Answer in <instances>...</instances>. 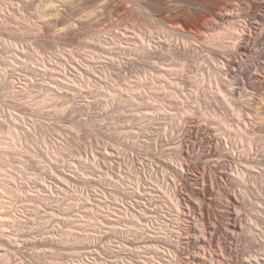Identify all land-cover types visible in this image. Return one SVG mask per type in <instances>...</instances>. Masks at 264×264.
Wrapping results in <instances>:
<instances>
[{
    "label": "rangeland",
    "instance_id": "1",
    "mask_svg": "<svg viewBox=\"0 0 264 264\" xmlns=\"http://www.w3.org/2000/svg\"><path fill=\"white\" fill-rule=\"evenodd\" d=\"M106 1L74 0L68 3L69 0H0V6L11 4V6L8 4L9 9L4 11V14L12 17V20H9L10 24H20L16 26L17 33L20 34L18 30H22L21 27L26 24L16 22L13 16L28 18L30 24L42 26L44 32L40 34L37 26H34V30L27 26L28 32L40 35L36 36L38 43L34 38L35 35L30 36L34 40L26 38V42L18 45L17 50L12 52L15 51L21 59L29 52L34 54L40 52L50 57L56 54L62 56V52L74 50L72 57L75 58L74 60H80V54L84 56V50L94 48L89 46V42L96 43L82 36L79 26L73 31L66 30L64 27L67 24L75 23L77 20L87 22L91 16L89 24L97 29L96 37L102 36L104 32L115 35L123 29L137 27L136 22L131 17H125L121 11H118L119 13L113 11L111 15H100L97 18L91 15L93 10H97L98 6ZM248 1L230 0L228 3L232 7L231 11L236 12V8L242 4L246 7ZM124 5L128 6L129 10L133 9L130 4ZM42 12L45 15H42ZM4 14H1L2 20L6 17ZM173 14L176 12L167 13V16L171 17ZM149 21L155 31L156 21L153 18H149ZM110 34H104L102 37H108ZM8 36L4 34V38H10ZM6 39L0 38V202L4 203L3 214L8 221L5 227L0 229V235H4L2 237L6 239L4 246L14 250V254L10 252L14 258L13 262L38 264L44 260L40 264H169L170 261L164 256V252L168 254V250L172 253L173 249L174 251L177 249L180 253L178 262L187 264L189 252L193 256L198 252L200 254L204 252L196 247H201L200 242L195 246L196 249L186 250L185 235H182L185 233V226L191 225L196 228L195 222H200L199 198L196 195L193 197L191 190L202 194L206 192L203 191L206 188L209 189L205 195L206 202L210 205L207 204L204 210L205 219L212 233L208 230L204 234L207 236L206 240L209 239L208 243L205 242L206 247L204 245L206 253L208 252L204 256L208 261L204 258L199 259L209 264L211 259L214 264H231L233 259L224 256L223 251L229 246L239 261L246 262L250 258L252 263L255 258H251V255L254 257L259 255V258L264 255V239L260 238L259 241L250 243L252 239L242 236L238 238L239 234H236L241 232L240 221L244 222L246 216L244 208L241 214L234 212L232 214L236 215L233 220L238 225V230L230 234L234 241L230 243L226 239V225L229 219L224 197L227 192L225 185H229V182H226L227 174L235 166L239 168L243 164L234 162L228 152H222L221 157L217 156V153L223 151L217 141L220 132L214 129L212 124L198 118L200 108L197 106H194L193 109H196L194 112L189 113L190 118H184L185 124L182 129L184 133L178 134L180 131L176 130V122L170 121L174 118L169 117H176L178 112H182L179 109L186 103H184L185 96H188L194 88L191 82H184L187 80L186 75L184 80L175 86L179 91L176 98L162 95L165 111L159 113L152 111V108H144L145 102L141 98L130 101L127 88L134 89L135 83L129 85L118 82L119 79L116 80L114 72H112L115 76L113 79L118 82L116 87L121 97L116 96V100H108V107L106 98L100 96L88 98L86 95L78 94L71 98L69 94L62 92L68 98L62 94L49 97L37 87L32 88L33 90L25 89L26 82H32L34 86L41 82L36 77L37 73L30 74L31 70L28 72L26 66H17L15 69L4 68L11 60V53L7 47L14 46L11 40ZM69 40H73L74 43H70ZM233 50L232 46L227 47L225 56L222 57L224 61L233 60L237 63L226 70L228 81L234 82L240 89L241 95L237 100L242 106V112L249 117V133L250 136L253 134L260 150L264 147V122H259L255 103L262 99V93L257 90V82L264 78L262 61L264 38L252 47L249 55L238 57L233 54ZM212 54L213 52L206 50L201 51L194 54V61L197 60L203 63V66L209 67L214 60ZM61 61L64 62L58 60ZM89 64H94L97 70H102L100 64L94 62ZM134 64H138V68H141L140 63L126 61L121 68L122 71L116 70V72L127 73L130 76L134 72ZM104 68L114 70L109 66ZM255 68L260 70L258 77L254 74ZM147 69L146 72L155 71L151 67ZM68 72L70 76L73 75L71 66L68 67ZM153 86L154 90L160 89L156 88L159 87L158 84ZM94 92L96 90L93 94ZM50 96L54 95L50 94ZM214 102H217L216 98L212 107L218 109ZM190 103L192 104L188 102ZM57 110L65 111L62 120L58 118ZM218 113L222 114L220 110ZM178 116L182 118L181 114ZM15 132L16 137L10 135L12 133L15 135ZM12 137L14 138L11 139ZM182 137L186 138L183 148L180 146ZM194 144L199 146L193 149ZM182 149L189 155L185 159L189 169L184 171L178 167L174 169L177 172L168 169L170 172L174 171L172 174L186 175L185 187L178 183L176 178L178 186L183 187L180 188L186 200L183 203V217L176 219L177 212L167 204H162L161 192L155 185L153 187V183L148 181L146 176L154 173L161 178L164 168L167 170L165 165L167 160L172 159V162L180 163L179 152ZM209 149H212L215 157L205 159L203 153H207ZM255 154L253 157H256ZM260 160V163L264 162ZM260 169L264 170V167ZM222 175L226 181L221 180ZM172 178L175 179L174 176ZM137 182L142 183L141 190L135 189L134 184ZM9 187L17 190L22 198L11 202L5 191ZM5 200L8 201L5 203ZM231 209L234 211L233 207ZM18 212L24 214L25 220L20 226H15L20 232L18 244L12 246L14 240L8 238L10 233L8 230H11L12 219L18 215ZM127 212L140 220L136 225L138 227H132L129 217L125 215ZM147 222L146 227L144 225ZM164 224H168V228H174L176 231L164 230L166 228ZM160 226H163L164 232L168 234L172 232L170 238H174L173 244H168V238H162L168 234L161 232ZM142 228L146 230L141 231ZM242 229L246 230V228ZM177 230L181 235L179 240L174 236ZM198 230L199 228H196L193 238H197L200 234ZM160 238L166 242H161ZM198 238L201 239L199 241H204L202 236ZM155 246L158 247L157 252L152 251L154 248L147 250ZM210 254H213L212 258L209 257ZM199 262L196 261L194 264H201Z\"/></svg>",
    "mask_w": 264,
    "mask_h": 264
},
{
    "label": "bare ground",
    "instance_id": "2",
    "mask_svg": "<svg viewBox=\"0 0 264 264\" xmlns=\"http://www.w3.org/2000/svg\"><path fill=\"white\" fill-rule=\"evenodd\" d=\"M73 1L74 0H69L68 3H72ZM228 1L107 0L99 5L97 10H93L91 15L97 18L100 15H111V12L113 11L116 13L121 11L125 17H131L133 21L136 22L137 27L123 29L115 35H111L110 32H104V34H110V36L104 38L102 37L104 34L96 37L98 34L97 29L89 24L91 22V16H89L87 22L77 20L75 23L67 24L64 27L66 30L73 31L79 26L82 30V36H86L96 43L93 44L92 41L89 42V46H94V48H90L88 51L84 50V56L80 54V60H74L75 58L72 57L74 56V50H70V52H62V56L56 54V56L50 57L44 55V53L40 54V52L35 54L34 52H29L24 55V58L19 59L18 54L15 51L12 52V50H17L18 45L26 42V38H28V40H34L36 36L40 35H35V32H28L29 28L27 26H30L32 30H34L33 28L35 26L33 23L30 24L28 18H22V16H20V18H22V20H20V18H18L19 16H13L16 22L26 24V26L21 27L22 30H18L20 34L17 33L16 26H20V24H10L9 20H12V17H7L4 14V11L9 9L8 4L10 3L0 6V17L1 14L6 16L3 20V17L0 18V22H2L0 23V38L6 39L4 38V34L5 36L9 35L8 37L10 38L6 40H11V44H14L12 47H7L9 53H11V60L4 68L15 69L17 66H26V68L29 69L28 72L31 70L30 74L37 73L36 77H38L41 82L35 86L32 82H26L25 89L33 90L32 88L37 87L40 92L49 97H56L57 94H62V92L66 95L69 94L71 98L78 94L86 95L88 98L90 96H100L106 98L108 107V100L113 101L116 100V96L121 97V94L116 87L118 82H123L129 85L135 83L134 86L136 87L134 89H131L130 87L127 88L129 100L133 101L136 100V98H141L145 102V104H143L144 108H152V111L159 113L165 111V105H162L164 103L161 99L162 95L165 94L166 96L176 98L179 91L176 90L175 86L179 85V82L184 80V76L186 75L187 80H184V82H191L194 88H192V92L188 93V96H185V107L183 106L179 109L182 110V112H178V114L182 115V118L177 114L176 117H169L174 118V120H169L171 123L176 122V130L180 131L178 134H182L184 133L182 132L185 124L184 118H190L189 113L194 112L196 109L193 108L194 106H197L200 108V116H198V118H200V120L203 119V121H206L210 125L212 124L214 129L216 128V130L220 132L217 141L223 151L217 153V156L221 157L222 152H228L234 162L237 164H243V166L241 165L239 168L235 166V168H232L228 172L227 181L224 180L223 175L220 176L221 180L229 182V185H225L227 192L224 196L226 199L225 208L229 217L226 225L227 233L225 234L226 239L229 242L234 241L230 234L238 230V225H236V222L234 223L233 220L236 215L232 214L233 212L234 214H241L242 208H244L246 216L245 219H243L244 222L241 220L244 224L240 221V226L246 228V230L240 228L241 232H236V234H239L238 238L239 236H242V238L252 239V242H250V240L247 241L253 243L259 241L260 238L264 239V170L260 169V167H264V162L260 163V159L264 161V147H261L259 150L253 134L250 136L249 117L242 112V106H240L237 100L241 95L240 89L236 87L234 82L228 81L226 70L229 67L235 66L237 63L233 60L224 61L222 57L225 56L226 48H230V46L234 48L233 54L238 57L239 55H249L252 52V47H255L259 40L264 38V0H249L246 7H243L242 4L239 8H236V12L231 11L232 7ZM168 2L170 4H167ZM125 3L132 5L133 9L129 10L128 6L125 7ZM173 12H176V14H173L171 17L167 16V13ZM41 14L45 15L44 12ZM60 18H62V16H60ZM149 18H153L157 23L155 31L150 26ZM36 26L38 27L40 34H44V32H42V26ZM30 36H34V38H30ZM69 42L74 43L73 40H69ZM36 43H38V38H36ZM70 46H72V44H70ZM72 48H74V46H72ZM204 50L213 52L212 56L214 60L209 64V67L203 66V63H199L197 60L194 61V54L200 53ZM86 52H88V54H86ZM64 54H68V56H64ZM58 56H60V58H58ZM54 58H56V60H54ZM82 58L84 59L82 60ZM221 58L223 60H221ZM58 60H64V62H58ZM126 61L128 63H140L142 64L140 66L141 68H138V64H134V72H132L130 76H128L127 73L122 74L116 72V70L122 71L121 68L126 64ZM262 61L264 67V53ZM89 62L100 64L102 70H97V68L94 67V64H89ZM102 65L114 68V70L104 68ZM69 66H71L73 70V75L71 76L68 72ZM150 67L155 69V71L146 72V70H148L147 68ZM136 68H138L139 71H136ZM255 71L256 73L254 74L258 77L260 70L255 68ZM112 72L116 74V77L112 75ZM113 77H115L116 80L119 79L118 82H116ZM257 83V90L262 93V99L258 103H255V110L259 115V122H264V78ZM154 84H158L159 87L156 88L160 89L154 90ZM171 88L172 90H170ZM95 90L96 92L93 94V91ZM50 94L54 96H50ZM62 96H64V94H62ZM64 97L68 98V96ZM214 98L217 100L216 103L214 102L216 106H218V109L215 106L217 110L212 107ZM250 101L253 102L251 99ZM188 102H192V104H188ZM194 102L196 103L194 104ZM155 106L156 108H154ZM219 110L222 114L218 113ZM57 113L58 118L62 120L65 111L57 110ZM172 131L174 132V130ZM10 135L16 137V132L15 135L14 133ZM13 138L14 137L11 139ZM185 140L186 138L182 137L180 141V146L182 148L185 145ZM197 145L198 144H194L193 149L196 148ZM203 154L205 159L215 157V155L212 154V149L207 150V153L205 152ZM254 154L256 157H253ZM179 156L181 157L180 163L172 162V159L166 161L165 165L167 170L164 168L165 170L162 171L161 178H158L157 175L155 176L154 173L146 176L147 180L153 183V187L155 185L161 192L162 204H167L173 211L177 212L176 219L181 218L184 214L183 203L186 201L184 200L181 190L183 187L178 186L176 178L178 179V183L185 187L186 175H178V173L172 174V172L176 171L174 169L178 167L184 171L189 169L188 163L185 162V159L189 157L188 153L182 149L179 152ZM168 169H173L174 171L172 170V172H170ZM170 174L172 175L170 176ZM172 176H174L175 179L172 178ZM167 178L170 179L167 180ZM134 186H136L135 189L141 190L140 187L142 186V183L137 182ZM5 191L11 202H16L22 198L18 191L13 187H9ZM203 191L206 192L200 194L198 191L191 190L192 194H194L193 197L197 196V198H199V200H197L200 202V212H198V214H200V217L198 218L200 222H195V225L196 228H199L198 232H200V234H198V237L202 236V240L204 241H199L200 238L198 237L193 238L196 228H193L191 225L185 226V233L182 235H185V242H183L186 250H193V248H195L200 242L203 246L196 247H198V250L200 251L204 250V252H202V254H200V252H198V254L193 253L194 256L192 253L190 255L189 252V256L187 255V264H194L196 261H200L199 263L201 264H209L207 263L208 258L204 256V254H208L204 248L206 247L205 242L208 243L209 240H206L207 236H204L206 233L205 231L209 230V233H212V231L208 229L204 211L208 204L205 195L209 189L206 188V190ZM4 197L6 198V196ZM8 200H5V203ZM192 200H196V198H192ZM0 203H2L0 204V229L2 230L8 220H5L6 217H4L3 214L4 203ZM208 205H210V203ZM168 206H166V208H168ZM232 207L234 208V211H232ZM125 215L129 217L128 219L130 220L132 227H138L136 225L140 220H137L136 216L131 215V217L129 212ZM144 216L148 215L144 214ZM150 218L153 217L150 216ZM24 220V214L21 212H18V215L12 219L13 226L11 230H8V232H10L8 238L14 240L12 246L18 244L20 232V229L15 228V226H20ZM168 220H170V218H168ZM151 222L152 220H150V223ZM144 226L147 227L148 222ZM164 226H166L164 230H172V232L176 231L174 228H168V224H164ZM162 229L163 226H160L161 232H164ZM144 230H146V228H142L141 231ZM178 230H180V228ZM172 232H170V234L164 232V234H168V236H162V238H168V244H173L172 240H174V238H170ZM2 236L4 235H0V260H2L0 264H16V262L12 261L14 260V258H12L14 250H10V248L4 246L6 239ZM174 236H176L177 239L181 238L179 231L176 232ZM162 238H160L161 242H166V240H162ZM152 248H154V250H152ZM157 249L158 247L155 246L150 247L147 250L157 252ZM166 250L168 249L166 248ZM174 250L175 249H173L172 253L168 250V254H166L164 250H162V252H164V256H167L169 259V264H180L181 261L178 262L180 257L179 250ZM223 251L224 256L228 257L230 260L233 259L231 264H264V262H260V260H264L262 259V257H264L263 254L260 258L259 255H256L255 257L254 255H251V258H255V261L251 263L250 258L246 262L239 261L238 257L234 256L231 246L226 247ZM10 252H12V254H10ZM212 255L213 254H210L209 257L212 258ZM195 256H198V258ZM199 258H204V260L207 261ZM164 260H166V258H164ZM212 260L213 259L210 260V264H214ZM40 262H44V260ZM40 262H38V264H40ZM218 262L220 263V261Z\"/></svg>",
    "mask_w": 264,
    "mask_h": 264
}]
</instances>
